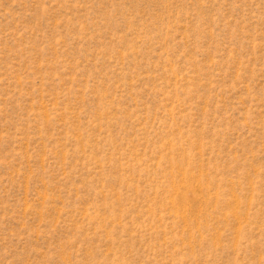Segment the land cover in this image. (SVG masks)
I'll return each instance as SVG.
<instances>
[{
  "label": "rangeland",
  "instance_id": "rangeland-1",
  "mask_svg": "<svg viewBox=\"0 0 264 264\" xmlns=\"http://www.w3.org/2000/svg\"><path fill=\"white\" fill-rule=\"evenodd\" d=\"M0 264H264V0H0Z\"/></svg>",
  "mask_w": 264,
  "mask_h": 264
}]
</instances>
